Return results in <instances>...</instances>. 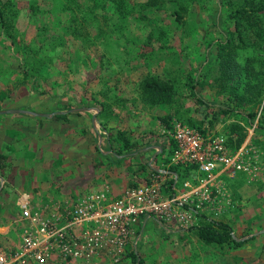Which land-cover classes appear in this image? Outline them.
<instances>
[{"label": "crops", "instance_id": "1", "mask_svg": "<svg viewBox=\"0 0 264 264\" xmlns=\"http://www.w3.org/2000/svg\"><path fill=\"white\" fill-rule=\"evenodd\" d=\"M14 80L12 75L0 76V252L19 249L24 208L56 218L66 205L78 201L109 204L129 186L145 181L147 162L158 167L169 160L170 131L160 135L157 127L148 125L152 115L161 121L167 104L148 102L140 122L135 115L122 121L117 117L122 108L112 104L114 117L100 119L96 99L64 94L59 77L45 80V92L38 91L32 79ZM244 115L249 117L241 112L238 124L229 126L233 141L226 132L217 134L226 137L231 150L252 147L251 153L258 156L253 174L264 175V126L255 121L247 125ZM176 119L182 121L177 117L171 122ZM203 125L212 128L209 121ZM189 173L184 180L197 182L198 170L193 167ZM220 178L225 185L234 184L227 194L230 201L222 203L216 216L204 212L188 227L172 223L169 228L154 215L140 216L121 252L100 249L83 260L53 257L45 264H264V181L251 182L245 174ZM209 221L227 224L241 244L203 242L196 230Z\"/></svg>", "mask_w": 264, "mask_h": 264}, {"label": "rangeland", "instance_id": "2", "mask_svg": "<svg viewBox=\"0 0 264 264\" xmlns=\"http://www.w3.org/2000/svg\"><path fill=\"white\" fill-rule=\"evenodd\" d=\"M80 1L83 4L93 3L98 11L88 20L94 34L82 41L67 37L65 50L44 45L47 39L42 36L39 38L41 48L29 53L34 54L33 59L39 62L46 59L49 65L46 72L50 77L61 79L58 87L64 94L77 93L87 99H96L98 109L103 106V111L96 113L100 119L103 115L114 117L113 113L117 112L111 106L115 104L122 108L117 116L122 121L135 115L140 122L138 118L149 103L141 96L137 84L142 78L154 75L175 87L174 97L167 104L169 108L164 115L170 124L172 118L179 117L190 126L206 132L203 124L209 121L212 124L209 131L215 134L226 132L230 141H233V132H229V126L238 124L237 115L241 112L249 114V117L241 116L245 117L247 125L255 121L258 127L264 126V62L259 60V50L247 66L259 72L257 76L252 73L250 76L251 82H259L258 88L253 90L261 92H251L243 89L242 85L239 87L238 81L234 80L236 77L222 81L218 63L215 62L226 44L232 51H238L239 61L245 60L251 44L247 41L245 47H241L239 42L236 44L238 40L230 15L238 7L264 4V0H125L122 18L116 11L103 9L100 0L95 3V0ZM16 2L20 13L16 23L18 33L15 34L22 42L30 44L37 33V24L48 23L49 27H55L51 21L54 15L39 12L29 18L28 9L21 8L26 6L21 3H27V0ZM262 25L264 27V19ZM3 32L0 28V76L11 74L14 84L27 74L19 68L18 61L13 57L16 50ZM249 36L247 34L246 37ZM231 38L235 40L230 43ZM20 50L23 57L26 50ZM29 60L33 61L30 57ZM36 74L40 76L38 71L31 76L36 79ZM34 87L45 92L49 86L45 81L40 84L36 79ZM238 90L244 99L234 95ZM223 110L227 113H221ZM212 112L217 114L213 119ZM156 118L152 115L148 121L149 128L155 130L157 127L160 135L171 131V127ZM189 175L188 172L185 177ZM245 175L253 178L251 182L264 181V175L260 173ZM233 184L225 185L227 194Z\"/></svg>", "mask_w": 264, "mask_h": 264}, {"label": "built area", "instance_id": "3", "mask_svg": "<svg viewBox=\"0 0 264 264\" xmlns=\"http://www.w3.org/2000/svg\"><path fill=\"white\" fill-rule=\"evenodd\" d=\"M170 135L173 148L169 160L158 167L153 161L147 162L145 181L129 186L113 202L78 201L66 205L56 218L24 208L19 249L0 252V264L27 260L45 264L53 257L83 260L100 249L121 252L140 216L154 215L167 228L172 223L188 227L204 212L216 216L222 203L230 201L220 176L250 175L257 170L258 156L251 153L252 147L231 150L223 134L202 132L176 119L171 122ZM171 166H193L200 173L197 182L181 180Z\"/></svg>", "mask_w": 264, "mask_h": 264}, {"label": "trees", "instance_id": "4", "mask_svg": "<svg viewBox=\"0 0 264 264\" xmlns=\"http://www.w3.org/2000/svg\"><path fill=\"white\" fill-rule=\"evenodd\" d=\"M16 1L17 0H0V28L3 29L4 35L9 39L11 45L14 46L16 50H14L13 57L18 61L20 65L19 68L23 69L27 74L23 79H32L33 84L36 79L38 82H40L41 79L45 81L48 77L50 78V74L46 72L49 66L48 62H46V59L40 62L34 60V54L29 53V51L33 50L35 53L37 49L41 48L42 42L39 40L42 36L43 39L45 37L47 39L44 41V45L50 44L53 47H59L63 50L66 49L68 38L78 41L89 38L93 32L88 20L89 17L91 18L92 14L95 15L98 11L94 8L93 3L83 4L80 0H27V3L20 2L24 6L26 5L21 8L28 9L29 18H31V16L35 17L39 12H45L49 16L54 15L51 21L55 23V27H49L48 23H42L39 26H37V24V33L29 44L22 42L20 36L16 35L18 33V26H16V23L20 13V8L17 6L18 2ZM96 1L97 0H95L94 3ZM100 3L103 9L112 12L116 11L121 18L123 17L125 0H100ZM230 18L233 20L235 37H237L238 40L236 44L239 42L241 47H245L247 42H249L248 44H251V50L247 52L245 60L239 61L238 51L236 49L232 51L227 46L228 44L223 45L215 61L219 66L220 79L225 81L236 77L234 80L238 81L239 87L242 85L243 89L250 90L251 92H261L253 90L258 88L259 82H251L252 76H250L251 73L254 76L259 72L256 68L252 69L248 67L247 63L251 62L250 60L256 57L255 53L258 50L261 53L259 60L264 62V27L262 25L264 19V4L243 5L242 7H238L234 10L232 15H230ZM32 22L35 24L34 21ZM52 29H54L53 32H51ZM43 33H47V35ZM247 34H250L249 37L252 40L246 37ZM234 40L235 39L231 38L230 43L231 41L234 42ZM20 49L26 50L23 57ZM52 53L53 51L51 54ZM29 57L33 61H30ZM35 65L38 66L36 67ZM52 66L55 67V65ZM28 69L32 74L38 71L40 76L36 74L37 78H33ZM58 71L61 72L60 70ZM61 73L63 74V72ZM137 85L143 99L151 104H169L175 94V87L173 84L154 75L142 78ZM190 86H192V83ZM234 95L244 99L243 94H241L239 90L236 91ZM99 111H103V106ZM215 116L216 113L212 112V119L215 118ZM160 120L167 127H171L167 117H161ZM100 123L105 125V122L101 120ZM192 168L193 166L186 168L171 166V170L177 172L181 177H185V174ZM196 235L199 239L208 244L215 243L221 245L229 242H233L236 246L241 244V241L234 240L230 227L223 222H206L197 227Z\"/></svg>", "mask_w": 264, "mask_h": 264}]
</instances>
